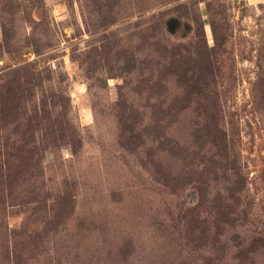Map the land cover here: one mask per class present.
Instances as JSON below:
<instances>
[{
    "label": "rangeland",
    "instance_id": "obj_1",
    "mask_svg": "<svg viewBox=\"0 0 264 264\" xmlns=\"http://www.w3.org/2000/svg\"><path fill=\"white\" fill-rule=\"evenodd\" d=\"M8 88L0 264H264V0H0Z\"/></svg>",
    "mask_w": 264,
    "mask_h": 264
},
{
    "label": "trees",
    "instance_id": "obj_2",
    "mask_svg": "<svg viewBox=\"0 0 264 264\" xmlns=\"http://www.w3.org/2000/svg\"><path fill=\"white\" fill-rule=\"evenodd\" d=\"M18 84L16 85L15 88H18ZM5 94L8 95L10 94L12 96V100H10V98H6V97H9V96H6V97H1L2 99V107L0 108V123H2V125H4V119L5 118H11L12 115H13V105H12V102L14 100H17L19 99V95H18V90H15L14 91L11 89V88H8L5 90ZM1 102V101H0ZM21 147V146H20Z\"/></svg>",
    "mask_w": 264,
    "mask_h": 264
}]
</instances>
